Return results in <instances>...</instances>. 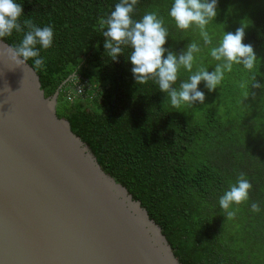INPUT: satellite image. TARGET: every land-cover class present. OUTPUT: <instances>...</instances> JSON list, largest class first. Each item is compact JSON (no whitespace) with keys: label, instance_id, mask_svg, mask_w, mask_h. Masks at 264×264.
<instances>
[{"label":"trees","instance_id":"1","mask_svg":"<svg viewBox=\"0 0 264 264\" xmlns=\"http://www.w3.org/2000/svg\"><path fill=\"white\" fill-rule=\"evenodd\" d=\"M15 2L23 7L21 22L54 29L52 47L40 52L45 67L35 72L44 97L64 81L56 116L159 226L177 264H264V90L250 86L253 76L264 85V0H217V16L206 26L209 46L195 27H176L168 15L173 0H138L132 18L157 11L168 29L167 50L178 55L191 42L200 46L192 72L214 70L210 48L223 32L243 28L242 42L253 46L251 72L234 64L217 89L201 81L203 104L180 108L155 81L137 84L129 46L116 60L104 49L99 20L120 0ZM22 36L13 31L3 42L14 45ZM190 74L181 68L174 87ZM240 173L253 187L247 201L230 209L238 207L236 216L227 218L219 197ZM252 201L260 203L259 213L250 210Z\"/></svg>","mask_w":264,"mask_h":264},{"label":"water","instance_id":"2","mask_svg":"<svg viewBox=\"0 0 264 264\" xmlns=\"http://www.w3.org/2000/svg\"><path fill=\"white\" fill-rule=\"evenodd\" d=\"M0 41V264H177L160 228ZM51 104V107H50Z\"/></svg>","mask_w":264,"mask_h":264},{"label":"clouds","instance_id":"3","mask_svg":"<svg viewBox=\"0 0 264 264\" xmlns=\"http://www.w3.org/2000/svg\"><path fill=\"white\" fill-rule=\"evenodd\" d=\"M137 4L138 0H120L106 18H100V32L106 38L104 49L112 60H116L122 54V46H129L132 51L128 59L133 65L131 71L137 84L155 81L159 90L166 93L173 108H180L184 104L192 106L197 101L203 104L205 94L198 90L201 81L209 91L217 89L225 73L231 72L234 64L242 65L249 72L254 69L257 57L253 46L242 42L245 32L243 28H238L234 34L223 32L219 42L210 48V56L217 62L213 71L200 67L192 72L194 54L201 51L200 46L191 42L178 55L167 50L164 45L169 33L164 26V18L157 11H152L145 13L140 20H134L132 15ZM216 9L217 0H173L168 15L180 30L190 27L198 29L204 45L209 46L213 41L206 26L217 16ZM22 15L23 7L20 3L15 0H0V41L12 36L13 31L23 33L20 42L8 45L6 52L15 66H23L24 69L31 67L36 72L45 67V60L40 52L41 49L52 47L54 29L52 25L40 27L31 19L21 22ZM181 68L191 74L177 89L174 85ZM250 86L264 90V85L256 80V76L252 77ZM252 187L245 174L240 173L236 182L230 184L219 197V206L227 218L236 216L238 207L230 209L233 205L239 206L247 201ZM250 210L259 213L260 203L252 201Z\"/></svg>","mask_w":264,"mask_h":264},{"label":"rangeland","instance_id":"4","mask_svg":"<svg viewBox=\"0 0 264 264\" xmlns=\"http://www.w3.org/2000/svg\"><path fill=\"white\" fill-rule=\"evenodd\" d=\"M235 18V17H232V19ZM238 237V236H237Z\"/></svg>","mask_w":264,"mask_h":264}]
</instances>
